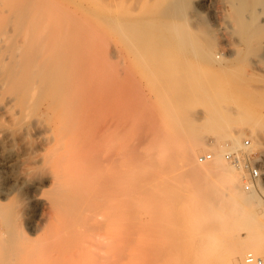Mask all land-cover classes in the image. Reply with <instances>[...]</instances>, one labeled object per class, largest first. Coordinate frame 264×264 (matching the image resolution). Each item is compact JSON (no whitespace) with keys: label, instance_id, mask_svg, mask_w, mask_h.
<instances>
[{"label":"rangeland","instance_id":"rangeland-1","mask_svg":"<svg viewBox=\"0 0 264 264\" xmlns=\"http://www.w3.org/2000/svg\"><path fill=\"white\" fill-rule=\"evenodd\" d=\"M52 1L60 124L43 115L46 94L24 115H0L1 157L12 161L0 168V264H231L202 230L206 207L194 202L210 185L221 190L220 162L212 145L184 152L193 139L183 130L201 126L197 113L241 82L244 90L224 108L264 115V95L250 97L264 89V73L254 80L241 70L195 97L181 81L140 71L139 57L104 20L107 0ZM259 144L264 149V139ZM207 153L211 159L201 162ZM253 253L264 256V249Z\"/></svg>","mask_w":264,"mask_h":264},{"label":"bare ground","instance_id":"bare-ground-1","mask_svg":"<svg viewBox=\"0 0 264 264\" xmlns=\"http://www.w3.org/2000/svg\"><path fill=\"white\" fill-rule=\"evenodd\" d=\"M104 20L120 32L129 51L139 57L143 74L160 82L181 81L179 86L194 96H205L217 82L241 70L254 80L264 73V0H107ZM58 30L55 1L0 0V115H24L34 98L46 94L49 102L43 115L48 124H60ZM243 90V82L225 88L220 101L210 103L203 115L198 112L193 120L203 124L194 128L186 125L190 129L185 128L183 134L193 140L188 149L187 144L183 147L184 152L192 150L189 155H194L199 147L212 145L220 162L215 168L219 183L215 182H221V190L216 194L217 189L210 185L194 201L206 207L202 230L213 241H220L231 264H256L248 263L244 254L264 249L260 197L264 198V184L257 182L246 190L243 181L241 187L237 176L241 169L231 164L238 173L227 170L221 161L227 160L220 152L236 151L248 135L253 142L243 151L257 149L264 156L259 144L264 139V115L251 109L234 113L222 102ZM263 95L264 89L257 87L250 97L260 102ZM1 156L0 150V168L12 165Z\"/></svg>","mask_w":264,"mask_h":264},{"label":"built area","instance_id":"built-area-1","mask_svg":"<svg viewBox=\"0 0 264 264\" xmlns=\"http://www.w3.org/2000/svg\"><path fill=\"white\" fill-rule=\"evenodd\" d=\"M250 145L251 140L246 139L242 148L236 151H228L224 155L230 164L241 169L246 190H250L257 182L264 180V157L257 155V153L243 151V148L246 150ZM211 157L212 155L208 153L200 155L199 160L206 161ZM246 261L248 263L264 264V256L248 253Z\"/></svg>","mask_w":264,"mask_h":264}]
</instances>
